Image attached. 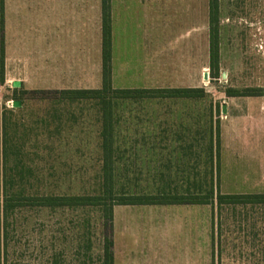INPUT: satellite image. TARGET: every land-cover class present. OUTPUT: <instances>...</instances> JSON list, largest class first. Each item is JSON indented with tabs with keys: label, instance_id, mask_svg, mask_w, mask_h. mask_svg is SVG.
<instances>
[{
	"label": "rangeland",
	"instance_id": "obj_1",
	"mask_svg": "<svg viewBox=\"0 0 264 264\" xmlns=\"http://www.w3.org/2000/svg\"><path fill=\"white\" fill-rule=\"evenodd\" d=\"M192 2L163 0V19L169 14L184 21V26L170 31L163 25V43L167 45L168 36L175 40L179 31L193 27L192 85L200 91L199 96L190 98L198 101L193 106V131L201 134L194 137L208 138L211 131L220 129L221 122L229 123L227 138L234 141L236 151L226 179L230 181L224 179L223 185L220 177L216 186L215 167L209 162L206 145L194 148L186 165L166 163L162 171L156 168L153 151L133 153L138 141L153 140L122 138L124 131L138 129V117H145L140 113L143 107L133 102L124 105L120 100L113 108L118 119L113 130L114 191L105 195L100 105L89 100L58 101L54 91L24 93L0 87V264H101L104 233L112 237L103 227V211L95 207L16 208L6 221L3 183L16 173L10 168L16 169V182L24 184L26 193H98L108 200L116 194H209L213 182L215 203L208 204L211 235L214 233L210 264H264V206L219 207L216 202L218 187L223 193H264V0H219L218 61L211 59L210 53V0ZM245 92L257 95L230 96ZM146 96L138 99L168 98ZM16 98H22L26 105L13 112L12 99ZM3 123L14 138L6 145L7 157L3 156ZM149 126L153 129L152 123Z\"/></svg>",
	"mask_w": 264,
	"mask_h": 264
},
{
	"label": "crops",
	"instance_id": "obj_2",
	"mask_svg": "<svg viewBox=\"0 0 264 264\" xmlns=\"http://www.w3.org/2000/svg\"><path fill=\"white\" fill-rule=\"evenodd\" d=\"M34 1L5 0L6 81L0 87L47 92L102 88L103 0ZM183 1L188 0H176ZM107 3L111 13L114 89L194 88V39L193 33L190 34L193 27L191 31L186 28L179 31L175 40L168 36L164 45L163 25L170 31L184 26V21L170 18L169 14L163 19V0H107ZM206 57L208 60L209 45ZM15 82L20 85L14 86ZM12 100L21 102L11 108L13 112L26 105L23 100ZM120 100L124 105L133 102L143 107L140 113L145 117L144 120L138 117V129L124 131L122 138L153 140L152 143L138 141L133 153L153 151L156 168L162 171V164L186 165L194 148L206 145L209 162L215 167L216 186L220 185V177L223 185L224 179L230 181L226 179L236 151L232 148L234 141L227 138L229 123L221 122L218 160L217 132L211 131L208 138L194 137L200 134L193 131V106L197 99ZM120 100L113 101V108ZM226 112L223 105V114ZM113 117L116 123L114 109ZM227 145L228 158H225ZM112 224L114 264H210L212 235L208 204L115 205Z\"/></svg>",
	"mask_w": 264,
	"mask_h": 264
},
{
	"label": "trees",
	"instance_id": "obj_3",
	"mask_svg": "<svg viewBox=\"0 0 264 264\" xmlns=\"http://www.w3.org/2000/svg\"><path fill=\"white\" fill-rule=\"evenodd\" d=\"M210 53L211 59L218 61L219 51V0H210ZM214 27V28H213ZM111 50H112V28L110 6L107 0H103V86L100 89H81V90H57L54 91L59 99L66 100H93L100 105L102 110L103 128H102V148L104 165L102 169L103 187L105 195L114 191V117L113 101L129 98H142L146 94L155 95L154 97H197L200 89H114L111 84ZM5 0H0V85L5 84ZM17 90V89H15ZM24 93L30 91L23 90ZM32 92H41L34 90ZM157 94V95H156ZM257 94L236 93L230 96H250ZM153 97V96H146ZM22 100V98H16ZM3 123V156L7 157L8 144H12L14 138L8 133V129ZM217 158L220 153V133L217 130ZM7 145V146H6ZM7 173L8 169L5 168ZM10 171L16 172L9 179H5L3 188H5L6 201L4 206L5 220L14 212L16 208H49L59 209H78V208H99L103 211V227L106 230L113 229V208L115 205H168V204H214L215 187L212 182L209 194H116L111 200H108L103 194H82V195H47L26 193L23 189L24 184L19 185L16 182L18 173L16 169L10 168ZM219 172V162H218ZM6 177V176H5ZM23 178L22 175H20ZM15 187H20L14 191ZM7 188H10L7 190ZM13 189V190H12ZM216 202L219 207L222 206H264V193H222L219 187L216 189ZM111 194V195H112ZM0 225V235H1ZM8 228V226H7ZM5 237L8 236V230H4ZM214 243V233H212ZM113 240L104 233L103 253L100 256L101 264H114Z\"/></svg>",
	"mask_w": 264,
	"mask_h": 264
},
{
	"label": "water",
	"instance_id": "obj_4",
	"mask_svg": "<svg viewBox=\"0 0 264 264\" xmlns=\"http://www.w3.org/2000/svg\"><path fill=\"white\" fill-rule=\"evenodd\" d=\"M19 85H20L19 82H15V83H14V86H19ZM20 104H21L20 101H15V102H14V105H15V106H19Z\"/></svg>",
	"mask_w": 264,
	"mask_h": 264
}]
</instances>
